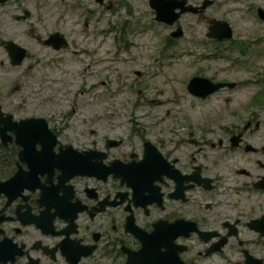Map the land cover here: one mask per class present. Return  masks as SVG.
I'll return each instance as SVG.
<instances>
[{
	"label": "flooded vegetation",
	"instance_id": "1",
	"mask_svg": "<svg viewBox=\"0 0 264 264\" xmlns=\"http://www.w3.org/2000/svg\"><path fill=\"white\" fill-rule=\"evenodd\" d=\"M10 1L14 18L29 14L26 0L0 4ZM51 1L47 35L65 41V21L110 34L117 51L153 25L164 48L180 40L198 116L136 148L92 127L20 126L33 116H13L3 96L0 264H124L151 231L184 264H264V0Z\"/></svg>",
	"mask_w": 264,
	"mask_h": 264
},
{
	"label": "rangeland",
	"instance_id": "2",
	"mask_svg": "<svg viewBox=\"0 0 264 264\" xmlns=\"http://www.w3.org/2000/svg\"><path fill=\"white\" fill-rule=\"evenodd\" d=\"M23 4L29 14L19 19L13 17L20 10L15 1L0 4V100L7 98L4 106L13 116L42 117L49 127L76 135L102 129L131 139L136 148L140 136L161 139L166 129L196 120V102L183 88L190 67L178 55L180 40L164 48L153 25L150 39L129 36L132 43L117 51L110 34L90 38L78 30L84 26L65 21L59 27L67 31V43L53 48L42 43L58 27L52 1ZM3 39L25 48L18 63L9 62Z\"/></svg>",
	"mask_w": 264,
	"mask_h": 264
},
{
	"label": "water",
	"instance_id": "3",
	"mask_svg": "<svg viewBox=\"0 0 264 264\" xmlns=\"http://www.w3.org/2000/svg\"><path fill=\"white\" fill-rule=\"evenodd\" d=\"M2 42L9 57V62L12 64L18 63L24 56L25 48L12 40H3ZM43 43L50 44L53 48L66 45L65 39L57 31L47 35L43 39ZM195 78L197 77H192L187 83L186 87L190 91H195ZM207 82L211 84L209 81ZM204 86L208 87L209 85L204 84ZM209 87L207 89H211ZM37 124L46 130V123L42 118H25L19 120L18 123L23 127ZM149 149L153 150L148 142H144V157L148 156ZM136 236L141 246L135 252H126L124 264H184L178 259L176 252L169 253L166 251L167 246L170 245V239L164 235L163 231H151L149 234H136ZM161 247H164V249L161 250Z\"/></svg>",
	"mask_w": 264,
	"mask_h": 264
}]
</instances>
